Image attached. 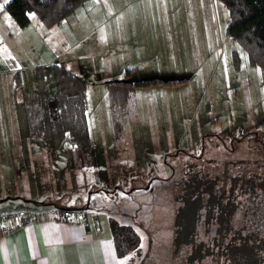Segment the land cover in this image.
<instances>
[{"label":"rangeland","instance_id":"obj_1","mask_svg":"<svg viewBox=\"0 0 264 264\" xmlns=\"http://www.w3.org/2000/svg\"><path fill=\"white\" fill-rule=\"evenodd\" d=\"M227 18L219 0H83L53 26L41 25L38 40L26 32L12 55L0 41V197L27 193L130 225L138 242L120 264H170L172 181L182 166L192 160L222 176L264 170L263 74L224 32ZM126 21L138 44L134 63L148 58L138 68L110 46H123L114 26ZM11 22L3 10L0 30ZM103 50L111 75L99 73ZM52 64L88 86V152L66 135L45 150L28 133L23 99L35 89V65L47 68L48 115L57 116ZM132 67L131 81L171 82L135 88L125 109L113 110L100 83Z\"/></svg>","mask_w":264,"mask_h":264},{"label":"trees","instance_id":"obj_2","mask_svg":"<svg viewBox=\"0 0 264 264\" xmlns=\"http://www.w3.org/2000/svg\"><path fill=\"white\" fill-rule=\"evenodd\" d=\"M82 1L6 0L0 10L19 27L28 22L30 12L48 27ZM219 1L228 17L224 32L240 45L247 62L258 67L264 79V0ZM135 69L124 68L122 79L103 83L111 109L124 110L135 88L171 82L157 78L131 81L128 77ZM33 70L36 86L24 94L23 101L28 133L34 144L51 150L53 141L66 135L70 144L88 152L85 83L74 73L52 64L57 116L50 118L44 88L47 68L35 65ZM260 172L222 176L215 171L207 173L201 163L192 160L182 166L179 176L172 181L177 191L173 195L170 264H264V170ZM51 210L70 211L69 220L74 216L71 208ZM15 212L43 213L17 210L0 214ZM108 228L116 257L122 258L137 245L138 235L130 225L110 222Z\"/></svg>","mask_w":264,"mask_h":264},{"label":"crops","instance_id":"obj_3","mask_svg":"<svg viewBox=\"0 0 264 264\" xmlns=\"http://www.w3.org/2000/svg\"><path fill=\"white\" fill-rule=\"evenodd\" d=\"M5 1L0 0V9ZM2 11L0 10V14ZM27 15L28 22L22 27L11 22L7 28L3 26L0 30V34H2L0 35V41L5 40L8 44L7 51L10 55H12L11 51L14 50V47L22 48V43H26L24 39L26 32L34 35L35 40H38V36L41 33V22L38 20L40 22L39 24L31 16L33 15L31 12ZM14 25L20 29L16 30ZM114 27L119 32L117 37L120 38L122 36L123 46H120L121 40H119V46H117L115 40L110 45L113 53H118L119 55L124 54L127 65H135L136 63L134 62L137 57L135 52L138 44L136 41L133 42V31L130 29L127 21L124 27L120 24H116ZM146 31L145 29L144 32L146 33ZM49 36L50 41H52L54 35L49 34ZM126 40L127 44L131 47L129 52L127 51L128 46ZM147 42L149 45L150 42ZM103 53H105V56L99 59L103 63V66H100L101 71L99 73L111 75V64L109 58H107L108 52L107 50H103ZM147 59L142 58L141 61L139 60L136 64L137 68L140 64H145ZM120 69H123V66ZM82 81L84 82V80ZM103 83L104 81H101L100 85H103ZM85 85L87 90L88 86L87 84ZM29 197L27 193L0 197V202L15 203L13 206L6 207V209H0V212L23 210L43 212L49 215L52 208L56 209L60 207L56 205L57 202L52 200L45 198L32 200ZM63 208L69 209L70 207ZM71 209L74 215L71 220L58 221L48 216L43 221L32 222L13 233L0 236V264H120L122 258H118L115 255L107 220H103L99 216H96L95 220L91 216H88L87 212H84L82 209ZM82 214L85 217L81 220Z\"/></svg>","mask_w":264,"mask_h":264},{"label":"built area","instance_id":"obj_4","mask_svg":"<svg viewBox=\"0 0 264 264\" xmlns=\"http://www.w3.org/2000/svg\"><path fill=\"white\" fill-rule=\"evenodd\" d=\"M48 216L57 220H69L71 213L68 210H64L62 213H55L54 211H51L49 215L43 213L24 212H15L10 214L2 213L0 214V236L10 234L32 222L43 221Z\"/></svg>","mask_w":264,"mask_h":264},{"label":"bare ground","instance_id":"obj_5","mask_svg":"<svg viewBox=\"0 0 264 264\" xmlns=\"http://www.w3.org/2000/svg\"><path fill=\"white\" fill-rule=\"evenodd\" d=\"M15 231H17V230H15ZM15 231H13V232H15ZM13 232H12V233H13Z\"/></svg>","mask_w":264,"mask_h":264}]
</instances>
